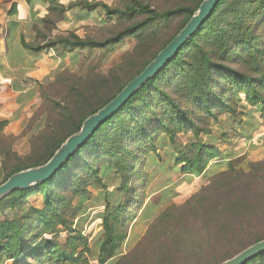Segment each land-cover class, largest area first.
I'll use <instances>...</instances> for the list:
<instances>
[{
	"label": "trees",
	"instance_id": "1",
	"mask_svg": "<svg viewBox=\"0 0 264 264\" xmlns=\"http://www.w3.org/2000/svg\"><path fill=\"white\" fill-rule=\"evenodd\" d=\"M25 1L31 15H35L33 9L38 3L48 4V13L31 21V28L35 26L38 30L41 23L50 20V13L63 15L66 11L59 0ZM201 1L194 6L177 5L163 11L142 0H121L123 9L100 1H78L76 16L80 20L99 11L107 18L130 23L106 42L88 41L71 33L69 37L46 44L50 50L58 45L66 52L105 47L116 45L125 37L142 42L169 23L176 21L178 25L134 76L100 106L73 123L72 129L60 140L53 141L47 155L29 165H15L3 181L18 171L47 162L64 140L80 129L86 117L105 106L154 59L196 12ZM16 12L14 3L8 14ZM20 37L22 47L29 54L40 52V45L29 44L23 34ZM242 101L246 105L238 111ZM222 114L238 120L242 124L240 134L247 138L252 131H257L255 120L264 126V0H221L175 57L101 124L57 173L29 189L14 190L2 198L0 264L4 261L87 264L91 252L88 238L72 227L74 219L87 210L89 202L104 206V211L99 213L102 223L97 243L98 262L104 264L115 257L126 239L129 221L136 219L143 203L135 202L137 212L133 211L135 180L146 178L151 166L162 168L165 156L183 174L200 176L209 170L211 162L223 159L224 155L215 143L217 139L202 137L210 136L207 125ZM238 117L244 118V123ZM7 124V120L0 119V134ZM248 124L249 135L244 131ZM187 132L193 136L184 143L179 136ZM163 136L166 143L160 142ZM105 178L114 181L113 189H108ZM34 196H39L41 202L31 203ZM60 228L68 234L61 242L58 241ZM244 264H264V252Z\"/></svg>",
	"mask_w": 264,
	"mask_h": 264
},
{
	"label": "rangeland",
	"instance_id": "2",
	"mask_svg": "<svg viewBox=\"0 0 264 264\" xmlns=\"http://www.w3.org/2000/svg\"><path fill=\"white\" fill-rule=\"evenodd\" d=\"M78 1L82 0H59L65 13H50V20L41 23L39 30L31 28L32 23L19 11L8 14V21H0V36L9 33L3 48L0 44L6 57L0 60V119L8 121L0 134V184L15 165H29L47 155L53 141L60 140L73 123L134 76L178 25L176 21L169 23L142 42L125 37L105 47L66 52L58 45L57 51L50 50L46 44L71 33L88 41L106 42L130 23L107 18L99 11L80 20L76 16ZM86 1L123 9L121 0ZM142 1L163 11L177 5L194 6L198 0ZM23 33L29 44L42 47L39 53L31 55L22 47ZM243 105L245 101L238 111ZM248 109L254 111L250 106ZM237 122L227 114L209 122L210 136L202 138L217 139L224 158L212 161L210 169L200 176L183 174L165 156L162 168L151 166L146 178L135 180L131 207L137 201H142V206L138 212L134 207L137 217L129 221L118 254L104 264H220L264 237V126L255 120L257 131L247 138L240 134L242 124ZM244 131L249 135V124ZM192 136L187 132L179 137L186 143ZM166 141L165 136L160 140ZM113 182L105 178L109 190L114 188ZM39 202V196L31 198L34 205ZM87 205L72 228L88 238L91 252L87 264H99V213L104 206ZM60 230L61 242L68 234Z\"/></svg>",
	"mask_w": 264,
	"mask_h": 264
},
{
	"label": "water",
	"instance_id": "3",
	"mask_svg": "<svg viewBox=\"0 0 264 264\" xmlns=\"http://www.w3.org/2000/svg\"><path fill=\"white\" fill-rule=\"evenodd\" d=\"M221 0H202L196 12L183 28L157 53L143 70L132 78L105 106L86 117L80 129L68 136L50 159L42 165L18 171L0 184V200L14 190L29 189L57 173L75 152L83 146L92 133L118 111L149 79L160 72L210 17ZM264 252V239L243 249L220 264H244Z\"/></svg>",
	"mask_w": 264,
	"mask_h": 264
},
{
	"label": "crops",
	"instance_id": "4",
	"mask_svg": "<svg viewBox=\"0 0 264 264\" xmlns=\"http://www.w3.org/2000/svg\"><path fill=\"white\" fill-rule=\"evenodd\" d=\"M16 3L17 4V12H22V15L23 16H26V20L27 21H33V19L35 18H38V17H43L45 16L48 12H47V7H44L43 9H41V6L46 4V3H38L33 11L36 12L35 15H31V10L29 8V6L27 5V3L25 2V0H0V21H8L9 17H8V11L10 10L12 4ZM38 9L41 11L42 10V13L38 11ZM12 22V21H11ZM8 34H5V35H2L0 36V38L2 39V43L1 46L2 48L4 47V42H5V36L6 38L8 37ZM25 33H23L24 35ZM21 48V47H20ZM22 49V48H21ZM3 49H1L0 47V60H6V57H5V51H2ZM23 50V49H22ZM29 55V54H28ZM35 55V54H33ZM8 65H6L7 67ZM3 120H6V119H3Z\"/></svg>",
	"mask_w": 264,
	"mask_h": 264
}]
</instances>
